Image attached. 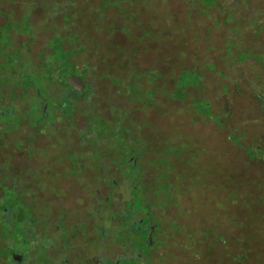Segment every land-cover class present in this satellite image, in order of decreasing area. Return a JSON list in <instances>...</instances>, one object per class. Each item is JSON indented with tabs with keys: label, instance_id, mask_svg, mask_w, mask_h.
<instances>
[{
	"label": "rangeland",
	"instance_id": "1",
	"mask_svg": "<svg viewBox=\"0 0 264 264\" xmlns=\"http://www.w3.org/2000/svg\"><path fill=\"white\" fill-rule=\"evenodd\" d=\"M66 62L90 84L78 104ZM1 103L0 218L29 222L32 264H52L50 184L89 169L108 192L84 223L61 214L59 256L88 226L101 249L148 256L142 216L158 232L144 264H264V0H0Z\"/></svg>",
	"mask_w": 264,
	"mask_h": 264
},
{
	"label": "flooded vegetation",
	"instance_id": "2",
	"mask_svg": "<svg viewBox=\"0 0 264 264\" xmlns=\"http://www.w3.org/2000/svg\"><path fill=\"white\" fill-rule=\"evenodd\" d=\"M78 73V72H77ZM69 76H75L79 78L84 84L82 89L73 90L72 86L67 82V78L63 77V83L68 87V95H70L71 102L75 101L76 104L81 102V96L85 93L86 89L90 84L83 81V76L81 74H73ZM35 93V92H34ZM10 108V107H9ZM5 106V104L1 103L0 108V118L3 119L9 115V113L3 112V109H9ZM48 109V104L46 101L38 99V102L35 106V112L39 116V118H43L46 115ZM133 161L132 158L127 159V164H131ZM64 175H69L72 168H68V166H64L63 168ZM96 173L94 170L82 174L76 180H72L70 183L68 182L67 176L62 180L60 175L55 180V182L51 185L55 189L54 197H58L56 201L52 204H49L46 207L47 215L45 219V240L47 242H51V247L46 249L45 255L47 260H50L52 264H68L69 262L74 264V261L83 260V264H144L149 258L153 259L154 254V241L158 234L157 225L155 222L157 220H151L146 217L137 216L129 222V226L132 229V233L137 238L142 233L145 234V239L141 241V243L145 246L146 252H149L148 256L146 254H141L138 257L130 259V257L124 256V253L119 245L111 244L109 246H104L101 249L99 235H95L92 231V227L88 226L87 228V246L85 248H80L78 251L73 252L72 254H65L64 256L60 254V244L64 242L63 238L60 236L62 224L61 214H64L68 217L63 223L72 228L73 224L84 223L85 216L83 213L86 211H90L95 209L96 201L99 199H104V196L107 194V189L103 186L101 189L96 190ZM67 184L71 186L70 193L67 192ZM110 186V185H109ZM65 195H67L65 197ZM126 195V193H125ZM52 199V200H53ZM80 200V204L77 202ZM54 201V200H53ZM7 207L2 208V214H7V218H12L11 212ZM68 211V212H67ZM83 214V218H82ZM3 219V217H2ZM146 220V226L143 227V222ZM27 223H29L27 221ZM31 223V222H30ZM26 234L30 240V248L33 247L32 242V234L28 231L30 226L27 225L25 227ZM39 234L38 232H36ZM40 235V234H39ZM40 237H43L40 235ZM115 247H119L121 254L118 255L115 252ZM28 249H20L17 252H14L11 255L12 264H24L25 262L33 263L30 257L31 250ZM140 263H138V262Z\"/></svg>",
	"mask_w": 264,
	"mask_h": 264
},
{
	"label": "trees",
	"instance_id": "3",
	"mask_svg": "<svg viewBox=\"0 0 264 264\" xmlns=\"http://www.w3.org/2000/svg\"><path fill=\"white\" fill-rule=\"evenodd\" d=\"M64 66L65 68L63 72V77L73 75V74H78L77 71L73 68V64L66 62ZM1 215L3 216V219L0 218V224L4 228V232L6 233L5 235L12 242L10 243V246H7L8 254H10V257L14 252H17L20 249L30 248V243L28 239L29 237L27 236L26 229H25V227L28 225L27 221H22L20 227H18V230L14 231L12 230V224H13L11 223L12 218L8 219L7 214H1Z\"/></svg>",
	"mask_w": 264,
	"mask_h": 264
},
{
	"label": "water",
	"instance_id": "4",
	"mask_svg": "<svg viewBox=\"0 0 264 264\" xmlns=\"http://www.w3.org/2000/svg\"><path fill=\"white\" fill-rule=\"evenodd\" d=\"M67 82L70 84V86H72L73 90H79L82 89L84 84L82 83V81L75 77V76H69L67 78Z\"/></svg>",
	"mask_w": 264,
	"mask_h": 264
}]
</instances>
